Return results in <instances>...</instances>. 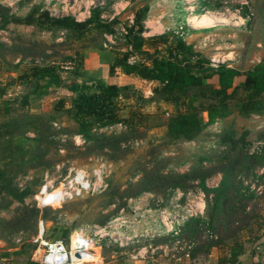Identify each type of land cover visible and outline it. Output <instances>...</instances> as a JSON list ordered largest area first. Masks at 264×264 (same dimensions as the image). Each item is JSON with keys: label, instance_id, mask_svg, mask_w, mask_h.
<instances>
[{"label": "rangeland", "instance_id": "obj_1", "mask_svg": "<svg viewBox=\"0 0 264 264\" xmlns=\"http://www.w3.org/2000/svg\"><path fill=\"white\" fill-rule=\"evenodd\" d=\"M247 1V7L241 11L242 0H0V6L9 16L19 18L33 6H39L52 17L72 16L77 21L86 20L90 11L99 7L103 21L114 17L119 20L116 25L119 33L132 25L137 9L148 6L144 37L165 34L172 43L182 26L186 34L184 42L191 45L194 52L210 63L214 57H225L229 61L224 65L243 72L256 64L255 57L264 58V0ZM206 14L224 18L228 23L194 24L195 17ZM243 14H251L250 20L245 21ZM212 27L210 31L202 30ZM119 33L109 42L111 35H103L93 28L74 36L64 31L53 33L46 27L4 24L0 17V42L8 47L0 57V124L19 123L15 124L16 135L0 138V258L13 257V251L7 250L18 249V258L14 256L8 264L24 263L32 257L37 247L33 240L38 235L40 220L46 239L67 240L77 229L103 227L117 218L129 216L130 207L139 206V201L148 202L152 208L156 203L166 205L178 196L177 192L181 205L189 201L198 203V208H203L199 217L206 219L213 194L202 191L200 179L188 180L186 190L145 191L140 186L144 172L161 169V175L171 172L192 176L202 166L212 174L204 177L205 186L213 189L222 178L220 168L224 158L210 148L219 139L221 129L234 131L236 138L246 133L248 152L256 150L258 138L264 137L263 113L247 119L230 117L206 129L191 142L170 140L162 124L168 118L166 113L171 114L174 108L156 100L152 93L156 83H150L124 87L116 100L119 116L132 124L142 118L140 124L129 127L130 124L121 123V128L112 131L96 130L97 134L106 136L123 135L118 140L86 145L80 135L74 134L75 124L64 113L75 97L66 86L77 82L93 89L97 83H104V79L113 76L115 72L110 74L113 55L127 49ZM257 43H261L259 49ZM133 57L137 61L147 58L139 54ZM42 65L58 68L62 86H49L46 79L31 78L30 69ZM60 101L62 108H58ZM27 116L40 119L24 125L21 122ZM38 141L41 144L37 147ZM208 157L213 159L200 160ZM78 174L88 185L79 196L60 202L57 191L41 198L44 205L56 198L53 207L41 205L35 199L43 185H48L50 191L73 187V179ZM241 179L248 188L247 195L254 194V198L247 201L245 213L237 212L232 216V230L222 232L219 226L210 229L199 225L198 232L188 238L183 231L185 223L177 238L152 240L150 245L156 248L154 254L167 257L174 254L172 259L177 260V264H188L189 255L207 256L206 251H209L214 253L212 259L219 256V263L237 241L244 246V254L239 257L243 264H264V166ZM162 184L165 187L166 184ZM240 227L241 230L228 236ZM212 241L219 244L209 250L207 243ZM144 245L148 243L121 247L107 239L98 246L97 252L106 262L111 258L128 257ZM158 247L167 248L168 254L164 255Z\"/></svg>", "mask_w": 264, "mask_h": 264}, {"label": "trees", "instance_id": "obj_2", "mask_svg": "<svg viewBox=\"0 0 264 264\" xmlns=\"http://www.w3.org/2000/svg\"><path fill=\"white\" fill-rule=\"evenodd\" d=\"M147 12L148 6L137 9L133 15L132 25L126 29V34H120L116 30L119 20L114 17L110 21H103L99 7L93 8L86 20L77 21L72 16L52 17L47 11L41 10L39 6H33L25 16L19 18L9 16L6 9L0 6V17L4 24L12 22L24 26L46 27L53 33L64 31L67 35L74 36L83 34L90 28L103 35L114 36L119 33L127 49L125 52L115 53L110 74L112 75L115 69L119 68L125 75H133L142 80L156 83L152 89L156 100L174 108L171 114L168 113V118L162 124L170 140L191 142L214 123L225 121L234 116L247 119L263 115L264 61L243 72L226 65L213 68L206 59L194 52L191 45L186 44L179 37H175L172 43L168 42V37L165 34L144 37L143 34L146 32L144 21L147 18ZM6 50L8 47L0 42V57ZM135 54L144 55L147 58L145 61L136 60L134 63H129V58ZM57 69L53 65L33 66L30 69V76L36 81L46 79L49 86L60 87L63 82ZM213 76L218 78L217 87L206 83ZM240 76H243L244 79L235 84V79ZM66 88L74 93L75 97L64 113L75 124L74 134L80 135L86 145L88 143L98 145L103 141L118 140L123 135L97 134L96 130L100 128L117 123H127L131 125H128L129 127H135L143 121L142 118L140 120L138 118L139 121L132 124V121L119 116L116 100L120 97V92L124 87L113 82L109 84L99 82L93 89L86 84L72 82ZM62 104L60 101L58 108H62ZM39 119V116H27L21 123L26 125ZM15 124L19 123L12 121L0 124V138L16 135ZM246 135V133L241 134L239 138H236L234 131H226L225 128H222L219 139L214 144L215 147L210 148L215 153H220L221 158H224V164L220 168L222 178L216 188L211 189L205 186L206 179L204 177L211 173L202 166H199L196 169L197 174L192 173V176L190 173L171 172L161 175V169L144 172L140 186L145 191L162 188L163 191L178 188L186 190L185 183L198 178L202 191L206 194H213L207 218L203 219L198 216L190 218L186 222L183 231L186 232L188 238H192L198 232L199 225L209 226L210 229L213 226H219L222 232L232 230L231 227L234 223L232 216L237 212L245 213L247 201L254 198V194L247 195L248 188L244 186L241 178L253 173L257 167L264 166V150L250 154L246 149L248 145L245 141ZM258 139L259 142L264 143V137ZM38 143L37 147L41 142L38 141ZM40 158L43 159V155ZM202 159H211V157L200 158V160ZM161 181L166 184L165 187ZM235 222L238 223V221ZM241 229V227L237 228L228 236H233V233ZM64 236H67V232L64 233ZM218 244L219 241H212L207 243V248L210 250L217 247ZM206 254H209V251H206ZM243 254V244L234 241L227 256L220 260V264H237L239 257ZM195 257L194 254L190 255L191 259ZM24 264L39 263L28 260Z\"/></svg>", "mask_w": 264, "mask_h": 264}, {"label": "built area", "instance_id": "obj_3", "mask_svg": "<svg viewBox=\"0 0 264 264\" xmlns=\"http://www.w3.org/2000/svg\"><path fill=\"white\" fill-rule=\"evenodd\" d=\"M248 1L242 0L240 10L247 7ZM250 15L247 14L243 17L245 21L250 20ZM120 34H126V31L122 29ZM183 41L186 39V34L184 28L180 26L175 33ZM114 37L111 36L109 42H112ZM225 57H214L211 59L209 65L213 68H217L219 65H224ZM129 63H134L136 61L135 57L131 56L129 58ZM256 63H260L259 59L255 60ZM168 115V113H166ZM259 117V116H256ZM218 123H214L211 128H214ZM117 127H122L121 123H117L111 126L103 127L98 129L99 131H112L117 129ZM215 145H213V148ZM256 150L250 151V154L261 152L264 150V143L257 142ZM74 186L62 187L58 190L50 191L48 185H43L39 191V195L35 197L37 201L41 203V198H44L46 194L53 195L55 192H59L57 197L60 202L66 199H72L74 196H79L83 190H86L88 185L81 180V174H78L73 179ZM178 196L173 198L166 205H161L156 203L155 208H152L148 202L139 201V206L130 207V215L126 217H121L113 220L103 227L92 226L77 229L72 232L67 240L61 238L46 239L45 229L43 221L38 222V235L33 240L37 247L33 252L31 261L39 264H97L96 258H100V254L97 252L98 246L102 241L107 240L123 245H139L143 242H147L148 245H144L137 252L129 254L130 258H141L145 259L148 256H152L155 253V249L150 245V242L155 238L161 237H171L177 238L181 232L183 225L193 217L201 216L203 214V208H198L196 202L189 201L185 205L180 204V193H176ZM54 198V196H50ZM53 199L49 205L53 207ZM58 201V202H59ZM134 202L133 204H135ZM20 242V240H17ZM176 243H179L176 241ZM161 249L164 255H167L166 249L158 247ZM255 249H259L256 247ZM176 251V248L174 249ZM170 251V250H169ZM171 251H173L171 249ZM99 254V255H98ZM188 256V254H186ZM174 257V254L172 255ZM0 264H7L4 259H0Z\"/></svg>", "mask_w": 264, "mask_h": 264}, {"label": "crops", "instance_id": "obj_4", "mask_svg": "<svg viewBox=\"0 0 264 264\" xmlns=\"http://www.w3.org/2000/svg\"><path fill=\"white\" fill-rule=\"evenodd\" d=\"M216 27V26H214ZM212 28H207V29H202L205 31H210ZM257 49H259L261 47V43H257L256 44ZM259 47V48H258ZM108 51V50H107ZM89 54V53H88ZM87 56V55H86ZM255 59H259L260 61H264V58L262 59L260 56L259 57H255ZM113 60H114V55H113ZM113 63V62H112ZM257 64V63H256ZM115 74L111 77H108L106 79H104V84H109L112 83L111 80L113 81V83L117 84L118 86L121 87H129V86H135V87H139L142 86L143 84H150L152 82H148L145 80H142L136 76L133 75H125L121 72V70L119 68L115 69ZM244 79L243 76H240L238 78L235 79V84H238L239 82H241ZM206 83H210L213 87H217L218 84V78L217 76H213L211 79L207 80ZM220 123V122H217ZM213 125L209 126L206 129L211 128ZM204 132V131H203ZM215 248V247H214ZM11 250V249H10ZM7 250V252H12L13 257L14 256H18L17 252L18 249L14 248L11 251ZM171 255L170 257L167 256H163L161 254H157V255H152V256H148L145 259H141V258H130L129 255H127L128 257H124V258H119L118 260H114L113 258L107 260L106 262H104L105 260L101 257L100 255V259L103 261L102 264H177V260L172 259V255L173 254H169ZM212 255H214V253H209L207 254V256L201 255V254H197L195 258L191 259L190 255L188 256V264H220V262L218 263V258L219 256H217L216 258L212 259ZM16 256V257H17ZM243 256V255H241ZM245 256V255H244ZM12 256H9V258L2 256V258L0 259H4L7 263V261H11L13 259ZM225 257V256H224ZM18 258V257H17ZM97 259H99L97 257ZM222 259V257L220 258ZM30 260L31 261V257L28 258L26 261ZM253 260H255V258H253ZM252 260V261H253ZM20 264H24L23 262H19ZM8 264V263H7ZM14 264V263H11ZM16 264V263H15ZM237 264H243V259L239 258L238 259V263Z\"/></svg>", "mask_w": 264, "mask_h": 264}, {"label": "bare ground", "instance_id": "obj_5", "mask_svg": "<svg viewBox=\"0 0 264 264\" xmlns=\"http://www.w3.org/2000/svg\"><path fill=\"white\" fill-rule=\"evenodd\" d=\"M193 22L195 25H198V26H209V25H213V24L225 25L228 23V20H226L224 18L217 17V16L212 15V14H206V15L201 16V17H195L193 19ZM96 261L101 262V259L96 258Z\"/></svg>", "mask_w": 264, "mask_h": 264}]
</instances>
